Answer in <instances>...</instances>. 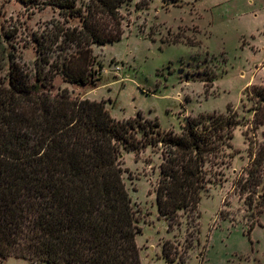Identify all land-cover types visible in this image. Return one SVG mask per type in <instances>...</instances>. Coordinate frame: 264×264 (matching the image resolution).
<instances>
[{
  "label": "trees",
  "instance_id": "obj_1",
  "mask_svg": "<svg viewBox=\"0 0 264 264\" xmlns=\"http://www.w3.org/2000/svg\"><path fill=\"white\" fill-rule=\"evenodd\" d=\"M18 1L26 8H57L60 19L33 33L34 67L17 62L15 48L9 50L0 35V61L11 62L0 78V259L142 264L141 230L123 179V150L138 156L147 148L161 149L159 215L175 227L186 214L196 227L189 237L197 241L199 206L210 183L207 167L226 163L242 124L234 106L189 117L177 133L162 130L157 118L142 111L117 120L103 101L73 98L68 89L54 92L57 77L80 86L101 79L104 65L95 47L122 40L120 9L133 0H88L80 6L78 0ZM181 2L165 0L166 5ZM150 3L140 0L138 7ZM10 37L5 33L4 41ZM214 80H203L206 92ZM248 94L255 104L251 124L264 126V85L252 86ZM233 189L248 195V206L258 208L254 215L264 212V143L257 148L249 143V165ZM255 225L250 224L249 235ZM178 253L171 241L164 243L168 263Z\"/></svg>",
  "mask_w": 264,
  "mask_h": 264
},
{
  "label": "rangeland",
  "instance_id": "obj_2",
  "mask_svg": "<svg viewBox=\"0 0 264 264\" xmlns=\"http://www.w3.org/2000/svg\"><path fill=\"white\" fill-rule=\"evenodd\" d=\"M87 1L78 0V5ZM139 2L120 9L126 30L122 40L95 47L104 65L101 79L80 86L57 77L54 92L68 89L73 98L103 101L117 120L142 111L147 118H157L162 130L177 133L189 117L224 113L233 105L242 124L235 131L233 149L227 150L226 163L207 167L210 183L199 206L197 241L189 237L196 227L186 214L175 227L159 215L161 149L147 148L138 156L123 150V179L141 230L137 244L142 264H264V212L254 215L258 208L248 206V195L233 189L249 165V143L256 148L264 143V126L251 124L255 104L248 94L252 86L264 85V0H182L179 5L151 0L148 8H139ZM42 8L0 0L4 45L15 48L17 62L31 67L36 59L33 33L51 19H60L57 8ZM5 33L11 36L6 41ZM168 40L179 41L167 44ZM1 64L0 78L11 62ZM213 78V87L206 92L203 80ZM166 241L178 249L174 263L163 255ZM0 264L31 263L11 257L0 259Z\"/></svg>",
  "mask_w": 264,
  "mask_h": 264
},
{
  "label": "crops",
  "instance_id": "obj_3",
  "mask_svg": "<svg viewBox=\"0 0 264 264\" xmlns=\"http://www.w3.org/2000/svg\"><path fill=\"white\" fill-rule=\"evenodd\" d=\"M260 226V225H259Z\"/></svg>",
  "mask_w": 264,
  "mask_h": 264
}]
</instances>
